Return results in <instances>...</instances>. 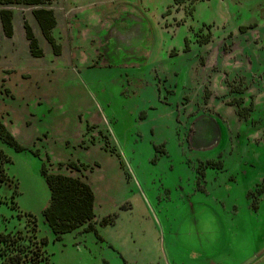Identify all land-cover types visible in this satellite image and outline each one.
<instances>
[{
    "label": "rangeland",
    "instance_id": "374dc122",
    "mask_svg": "<svg viewBox=\"0 0 264 264\" xmlns=\"http://www.w3.org/2000/svg\"><path fill=\"white\" fill-rule=\"evenodd\" d=\"M41 6L58 52L36 6L8 7L10 35L0 17V121L18 146L0 139V232L21 235V264L38 248L37 264H264V0ZM43 168L91 187V220L52 233Z\"/></svg>",
    "mask_w": 264,
    "mask_h": 264
},
{
    "label": "trees",
    "instance_id": "16d2710c",
    "mask_svg": "<svg viewBox=\"0 0 264 264\" xmlns=\"http://www.w3.org/2000/svg\"><path fill=\"white\" fill-rule=\"evenodd\" d=\"M50 1L0 0V17L5 33L7 35L11 34L12 11L8 8L10 5L36 6L32 9V12L40 31L46 41L53 46L54 52H58L59 46L50 34L52 27L56 23L55 15L51 8L41 6ZM175 1L180 2L181 0ZM24 26L30 52L35 56H41L42 49L38 46L37 39L29 25L25 24ZM0 139L18 147L13 136L6 130L1 121ZM5 155L3 150L0 149V182L6 179L3 166L9 161V158ZM67 165L72 168L78 167L74 162H69ZM42 172L50 191L49 202L43 209V216L55 236L58 237L60 234L71 231L91 220L93 217L94 196L91 187L85 181L76 176L48 171L47 168H43ZM20 238H22L20 234H14L10 231L0 232V254L2 253L5 256L1 264H21L25 261L24 255L26 252H24L23 246L18 243ZM35 257L37 258L30 264H37L41 259V250L39 248L35 252Z\"/></svg>",
    "mask_w": 264,
    "mask_h": 264
}]
</instances>
